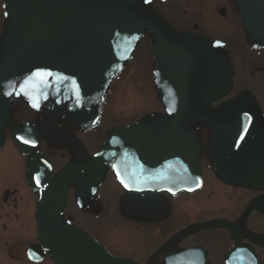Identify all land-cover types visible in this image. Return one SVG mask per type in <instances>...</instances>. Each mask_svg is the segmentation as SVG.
<instances>
[{
  "label": "rangeland",
  "instance_id": "1",
  "mask_svg": "<svg viewBox=\"0 0 264 264\" xmlns=\"http://www.w3.org/2000/svg\"><path fill=\"white\" fill-rule=\"evenodd\" d=\"M84 2L85 0H73L70 17H74L78 14L79 16L84 15V8L85 10L90 11L89 4ZM167 15L170 16L171 13L169 12ZM172 16L173 15H171V17ZM64 20L65 24L67 22V14L64 17ZM189 20L190 22L196 21L202 30L206 25V18L202 16L200 12L197 14L189 13L187 18H182V23L185 25ZM228 20L229 19H220V22L212 24L210 29L214 34L224 37L227 42L230 43L232 37L229 33L230 28L229 23L227 22ZM25 23V14L19 9L17 0H0V66L5 67L13 64L12 68L15 69L13 75L18 78L26 73H30L31 75V73L37 69H44L54 74L52 77L48 78V86L42 89L38 98L36 96L38 107H35L36 109L33 111L38 115H42L46 111L45 109L52 106L53 98L60 99L63 95L61 91L59 94L56 93L53 96L50 95L53 88L57 86L60 81L65 79L64 77H58L57 75L59 73H63L68 77L71 75L80 76L84 73V71H86L94 45L97 42L99 30L94 27L96 34L93 31V28L92 31L94 33L92 31L68 32L63 34L65 37H63L62 40L56 44L54 40L47 41L49 38H52L51 36L38 40L36 43H31L26 42L23 36V27ZM104 25L109 26L114 32L116 41L115 52L120 60V63H122V66H119L115 71L116 73L110 78L102 75L96 82L91 83L92 87L88 89L89 92H87V99L88 104L92 103V108L87 110V112H84V110L77 112L74 107L71 108L66 103L69 101L64 100L63 105L60 108V118L57 117V120L59 121L56 122V125H51L52 129L56 132L61 128L60 130L62 133L65 132L75 134L80 140L84 141L86 145V148H84V157L87 158L91 156V153L94 152L95 149H97L98 143H101L104 140L102 137L103 130L107 123L109 124L108 126H112L114 123H119L126 119L123 118L124 115L127 117L141 116L144 111L150 110L152 106H154L151 94L153 90L152 88H155L153 80L154 77L152 74L153 61L149 58L147 50L145 49L147 42L150 39L152 40L151 36L149 37L143 30H139L135 36H133L134 42H127L126 37H123L124 34L119 35L117 33L118 30L122 28L121 24L103 23L102 27ZM65 26H67V24H65ZM125 29L128 30L129 28L125 27ZM81 37L85 38V41L78 43V38ZM67 42L69 43L66 44ZM59 45H66V47H60ZM235 53L237 52H234L232 56H230L232 57L230 62L232 64L233 73L235 71L234 66L236 68L238 62L237 54ZM253 58H255L254 54ZM178 61L182 62L183 58H179ZM246 66L247 65L244 63L241 64V71H246ZM122 73H124L123 82H121L120 77H118L121 76ZM247 82L248 81L242 84L249 85ZM12 84L16 87V83L14 81H12ZM34 94L36 93L34 92ZM66 96L67 95L65 94L63 99H65ZM114 97L119 98V100H123L125 111L121 114L116 112L118 114L116 115L117 119H113L112 115L110 119L109 112H106V100H110L108 103V106H110L111 100H114ZM12 104L13 114L15 117L12 122L13 124L22 123L26 120L29 122H34L36 120L34 115L18 114L17 109L15 108L18 106L17 102L13 101ZM111 111L115 112L114 107H112ZM78 116H82L83 118L93 116L98 121L97 127H95V121H87L77 128V123H72V121H77ZM39 133L42 139L41 147L43 151H45V153H50L52 159L55 156L61 158V160L55 163L56 167L70 158V155H72L71 151H66L65 153L61 150L60 152H57L55 149V147L58 148L57 144L52 145L55 143H52L54 140L52 141L51 139L45 138L43 136V131L41 130H39ZM61 148L65 150L64 147L61 146ZM2 152L3 155L6 156V160H0L1 172L8 173L11 170L12 173L18 176V174H20V166L23 164V161L21 158L17 157L12 147L9 145V142L8 149L3 148ZM203 172L206 173L204 170ZM206 179L204 180L205 186L204 189L201 190V193L196 194L193 197H185V195H182L178 197L180 199L177 198L178 200L169 202L170 199L163 195H147V197H138L129 194L128 196H125L114 184L109 174L103 173L99 187L93 194H96L95 196L98 197L102 196L103 200L107 199L112 203L113 211H106L104 213V216L109 219H104V217L100 218L103 222H107L108 224H103V228L101 229L104 230H102L99 234L101 229H95V224L100 227L102 223H94V221L89 218L86 221V218L82 214L79 218L76 217V222L79 226H84V229L90 234L95 235L96 233L111 253H114L117 256L122 255L124 257L132 258L141 264H155L158 262L156 261L155 256L157 247L156 242L162 240L166 233L158 237L154 233L152 234L150 230L143 229L147 227H154L164 222V206H161V208L160 206L154 208L151 203L157 201V203H166L168 206L171 204L175 209H178L180 205L185 203L187 208H191V217L194 215L196 218L215 216L224 217L229 220L230 218L239 216V213L236 212L234 208H223L226 202L223 194H225L224 191L226 189L218 187L216 180L207 177ZM210 189H214L215 191V194L212 196L210 194ZM209 195L211 196L210 198H208ZM137 198H143V201H149L150 207L145 205L144 213L146 210L154 212L153 217L145 215L144 219L141 209L138 211L137 205L141 203H138L139 200ZM74 204L76 209L72 207L71 201L68 202L67 207L69 209H73L75 214L78 215L77 209L80 205L78 198L77 202L74 201ZM126 212L128 213V216L126 215ZM132 213L135 219L131 218ZM122 214L125 222L124 226L128 231V236H126L125 239L119 236L121 234L112 235L110 234L112 231L107 232L105 230L106 228H118V225L121 223L120 218ZM189 216V213H186L184 216L178 215V219H175L167 230H171V228L178 229L183 225H186L188 223ZM111 217L114 219H110ZM261 222H264V214L256 216V219L252 216V219L248 224L250 227L254 228V231L261 232L259 237L264 239V223ZM162 225L166 227L165 222ZM27 233V231H20L19 235L22 237H29ZM213 236L215 249L220 248L223 243L228 241L222 232L213 233ZM135 237L138 239L137 241L134 239ZM153 239H155V242ZM21 247L23 248V245H21ZM3 250L4 248H0V264H7L3 263ZM14 250L17 254L19 247H15L14 245ZM44 264L50 263L47 262Z\"/></svg>",
  "mask_w": 264,
  "mask_h": 264
},
{
  "label": "water",
  "instance_id": "2",
  "mask_svg": "<svg viewBox=\"0 0 264 264\" xmlns=\"http://www.w3.org/2000/svg\"><path fill=\"white\" fill-rule=\"evenodd\" d=\"M97 1V10L100 15L117 10L122 3L121 0ZM68 3L69 0H32L27 6L25 5L27 9L34 11L28 29L29 36L37 38L48 30L53 25L55 18L66 10ZM111 46L112 36L110 34L104 35L102 44L92 65L91 78L99 73L107 72L112 67ZM168 46L169 43H166L164 47ZM118 135L117 140L109 146L114 154V161L119 159L120 156L125 157V154L122 152L124 145L128 147L127 150L132 152L137 159L135 165H118L120 171L126 176L129 185L135 187L131 189L140 188L137 190L142 191L143 189H150L156 192L159 189H163L164 185H171L179 190L190 184L187 177L185 178L186 180L179 179L178 177L175 180L172 179L167 162H174V157L165 156L154 162L146 161L141 154L140 141L137 138L138 133L132 127L129 130L121 128L118 131ZM176 157L180 160L175 170L177 176L197 175L190 161L185 156L176 155ZM68 177L69 175L67 174L63 183H67ZM72 234L66 233V231H58L54 241L48 245L49 254L56 261L62 264H123L107 262L102 252L92 242L77 234Z\"/></svg>",
  "mask_w": 264,
  "mask_h": 264
},
{
  "label": "flooded vegetation",
  "instance_id": "3",
  "mask_svg": "<svg viewBox=\"0 0 264 264\" xmlns=\"http://www.w3.org/2000/svg\"><path fill=\"white\" fill-rule=\"evenodd\" d=\"M261 17V16H259ZM257 69H264L263 65H258ZM17 180L15 177H0V219L2 220V229L7 228V224L20 223V227L24 230H28V223L31 219V212L33 205L30 201L24 200V197L17 196ZM254 230L252 227L249 229ZM231 230V231H230ZM221 232L226 236L229 241L223 243L220 247H232L235 245H245L250 247L249 249L255 254L259 264H264V246L255 244L250 236L244 232L243 229H221ZM230 232L233 234V238L230 240ZM214 232L207 234L208 238H214ZM216 233V232H215ZM23 240V239H22ZM213 240V239H212ZM21 240H15L19 242ZM214 259L219 260L220 254L217 252L213 255Z\"/></svg>",
  "mask_w": 264,
  "mask_h": 264
},
{
  "label": "snow or ice",
  "instance_id": "4",
  "mask_svg": "<svg viewBox=\"0 0 264 264\" xmlns=\"http://www.w3.org/2000/svg\"><path fill=\"white\" fill-rule=\"evenodd\" d=\"M54 74L50 71L44 69H37L32 72L30 76L26 77L23 84L21 85L22 89H29L37 94V98L39 94H41L42 89L48 86V78L52 77ZM27 94V91L25 92ZM37 104H33V107H36ZM28 143V141H25ZM115 167V166H114ZM123 183V181H121ZM128 185L125 184V187Z\"/></svg>",
  "mask_w": 264,
  "mask_h": 264
}]
</instances>
